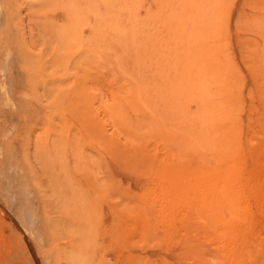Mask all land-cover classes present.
Wrapping results in <instances>:
<instances>
[{"label":"rangeland","instance_id":"obj_1","mask_svg":"<svg viewBox=\"0 0 264 264\" xmlns=\"http://www.w3.org/2000/svg\"><path fill=\"white\" fill-rule=\"evenodd\" d=\"M203 1L198 25L190 0H0V264H264V0ZM198 94L232 115V241L164 210L210 134Z\"/></svg>","mask_w":264,"mask_h":264},{"label":"bare ground","instance_id":"obj_2","mask_svg":"<svg viewBox=\"0 0 264 264\" xmlns=\"http://www.w3.org/2000/svg\"><path fill=\"white\" fill-rule=\"evenodd\" d=\"M190 2L193 4L195 13L197 14V24H207L211 17L210 8L208 6L206 8L203 5V0H190ZM199 34L200 32L197 36ZM198 101L199 107L196 114L198 125L201 128L208 127V129H210V134L208 137H205L199 132L200 134L197 136L198 144L196 153L200 154L202 152V157L200 162L198 161L199 163L194 167L193 176L191 178L189 177L192 183H190L191 181L187 182L188 184L186 186L177 189L174 192L173 199L167 203V207L164 210L166 211L168 208V211H171V213L175 211L177 213L176 215L181 220L180 223L183 222L188 224L189 229L195 230L200 236L220 237L228 241L240 237L243 238V236L246 237L243 230H240L242 231V233H240L238 226L240 222L243 224H246V222L251 223L252 217H249L250 215L247 212L248 210L244 199L245 188L240 181L242 179H239V172L237 169L241 160L237 155L231 111L229 108L227 109V105L223 107L211 105L209 99L199 94ZM249 177L247 179H249ZM250 186L253 187L252 185ZM262 196L264 197V195ZM260 202H263V200L260 199L259 203ZM262 205L264 204L262 203ZM222 208L231 211V213H229L231 214V218L229 220H226L228 217L224 219L226 222L221 220L218 216L219 213H217L220 209L222 211ZM161 209L163 210V208ZM175 212L172 213V216L175 215ZM169 225L170 224H168V226ZM211 239L213 238L209 240L211 241ZM214 240L215 238L213 239V245L216 244H214ZM227 242H225V244H227ZM228 243L230 244V242ZM234 246L236 245L234 244ZM222 251L223 249L220 250V252ZM224 254L223 251L222 255ZM220 258L222 259L221 256Z\"/></svg>","mask_w":264,"mask_h":264}]
</instances>
